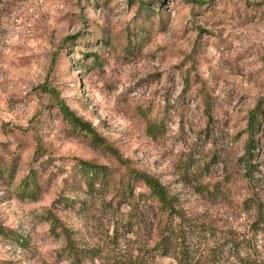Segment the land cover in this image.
Here are the masks:
<instances>
[{"label":"rangeland","instance_id":"374dc122","mask_svg":"<svg viewBox=\"0 0 264 264\" xmlns=\"http://www.w3.org/2000/svg\"><path fill=\"white\" fill-rule=\"evenodd\" d=\"M80 162L105 167L100 191ZM134 172L189 215L249 228L264 205V0H0V264H69L61 225L95 250L83 264L149 248Z\"/></svg>","mask_w":264,"mask_h":264},{"label":"trees","instance_id":"16d2710c","mask_svg":"<svg viewBox=\"0 0 264 264\" xmlns=\"http://www.w3.org/2000/svg\"><path fill=\"white\" fill-rule=\"evenodd\" d=\"M58 109L74 128L87 132L95 142H102L90 124L77 117L63 102H58ZM249 126L250 129L254 127L252 122ZM249 142L248 153L252 157L253 143L251 140ZM79 169L88 190L91 193L100 191L95 188V181L103 174L105 167L80 162ZM133 175L148 190L144 199L148 200L154 211L153 240L149 248L142 249L134 257L125 256L122 264H159L154 261L155 256L169 258L171 261L167 264H264L262 202H252L254 218L246 231H239L230 225L187 214L177 194L156 177L143 172H134ZM101 184L104 185V182ZM132 193L133 185L127 182L124 194L131 197ZM205 193L210 194V191ZM61 231L68 241L66 250L69 264H83L86 257L95 252L94 249L78 247L63 225Z\"/></svg>","mask_w":264,"mask_h":264}]
</instances>
